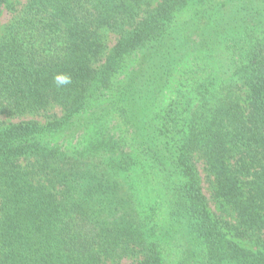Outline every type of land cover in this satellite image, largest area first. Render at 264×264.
<instances>
[{
  "label": "trees",
  "instance_id": "1",
  "mask_svg": "<svg viewBox=\"0 0 264 264\" xmlns=\"http://www.w3.org/2000/svg\"><path fill=\"white\" fill-rule=\"evenodd\" d=\"M4 12L0 264H264V0Z\"/></svg>",
  "mask_w": 264,
  "mask_h": 264
},
{
  "label": "rangeland",
  "instance_id": "2",
  "mask_svg": "<svg viewBox=\"0 0 264 264\" xmlns=\"http://www.w3.org/2000/svg\"><path fill=\"white\" fill-rule=\"evenodd\" d=\"M9 18V14L7 12H4V14H2V16L0 17V27L2 25H4L7 20ZM111 41L114 42V37H111ZM184 68V64L181 65V69L180 71ZM180 77V73L176 74V76L173 78L172 81V86L176 87L178 80ZM200 166L202 165L201 162L199 164ZM207 171L206 170H202L201 172V176H202V185H203V190L205 192V194L208 197L209 200V208L210 210L213 212V216L216 217V219H220V223L221 219H231V216L228 215V208L227 205L221 203V201H217L213 196V189H212V182H211V178H209L207 175ZM243 240L244 243L248 241L246 239H241ZM107 264H136V260L134 257L131 258H124L121 261H117V260H110L109 263Z\"/></svg>",
  "mask_w": 264,
  "mask_h": 264
}]
</instances>
